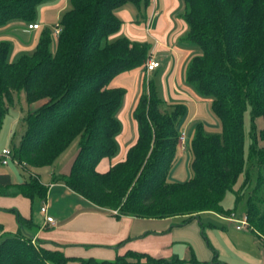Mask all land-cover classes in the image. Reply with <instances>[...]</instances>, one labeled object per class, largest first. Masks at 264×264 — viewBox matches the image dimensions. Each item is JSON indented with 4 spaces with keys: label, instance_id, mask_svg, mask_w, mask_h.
<instances>
[{
    "label": "trees",
    "instance_id": "16d2710c",
    "mask_svg": "<svg viewBox=\"0 0 264 264\" xmlns=\"http://www.w3.org/2000/svg\"><path fill=\"white\" fill-rule=\"evenodd\" d=\"M45 1L0 0V27L33 22ZM144 1L70 0L59 35L43 28L34 49L14 61L9 59L11 43L1 40L0 131L8 106L23 92L29 106L37 104L25 115V131L12 148L25 168L52 165L79 137L69 172L57 179L91 204L116 211L115 217L186 216L188 221L205 211L230 215L235 209L222 202L231 192L235 204L245 201L250 231L264 240V0H182L187 31L181 40L199 51L186 65L185 81L210 100L220 124L219 133L201 122L193 126L188 180L170 178L187 108L164 100L151 79L132 112L135 143L124 160L106 172L96 170L102 158L118 151L117 114L125 90L109 83L150 57L146 42L113 37L122 23L117 11ZM11 184L9 174L0 173V193ZM16 186L15 193L31 199H44L47 191L32 175ZM18 222L23 226L26 220L18 216ZM140 258L151 264H222L217 257L164 259L132 251L113 261L75 259L34 243L23 232H4L0 225V264H133Z\"/></svg>",
    "mask_w": 264,
    "mask_h": 264
},
{
    "label": "crops",
    "instance_id": "0c3cea01",
    "mask_svg": "<svg viewBox=\"0 0 264 264\" xmlns=\"http://www.w3.org/2000/svg\"><path fill=\"white\" fill-rule=\"evenodd\" d=\"M69 7L70 0L43 2L31 22L39 24L40 30H28V23L18 20L0 27V41L11 43L9 59L14 61L22 53L31 52L40 31L45 27L52 30ZM183 12L182 0H146L140 5L126 3L118 9L117 15L122 23L113 37L126 35L146 42L150 46L149 59L158 61L160 65L147 71L144 63L119 73L110 81L109 87L125 90L117 114L121 130L116 136L117 153L113 157L102 158L96 166L98 172H106L111 165L124 160L128 148L135 143L138 129L132 112L147 80H155L164 100L186 106L187 115L181 125V129L188 133L185 145H189L196 123L201 122L205 127L218 123L211 118L210 100L198 95L185 81L186 65L199 51L181 40L187 31ZM36 105L31 104L29 109ZM257 124L261 126L260 118ZM179 147L183 148L178 144L177 150ZM77 148L78 144L69 145L50 166L23 167L29 176H34L47 187L44 199H31L15 193L16 185L29 176L21 178L14 170L0 171L9 174L12 183L1 188L4 192L0 193V225L4 232H23L34 243L60 250L65 256L75 259L113 261L116 256L132 251L153 258L178 256L188 259L194 255L201 261L217 257L222 264H264V240L250 230L236 229L235 223L223 214L205 211L188 221H184L186 216L115 217L109 209L91 204L57 179L58 175L69 172ZM237 188L238 185L235 186ZM43 205H46V214L53 217L54 224L45 222V216L40 211ZM222 205L226 208L224 199ZM18 216L26 220L23 226H20ZM66 264H77V261L70 260ZM133 264L148 263L141 261Z\"/></svg>",
    "mask_w": 264,
    "mask_h": 264
},
{
    "label": "rangeland",
    "instance_id": "374dc122",
    "mask_svg": "<svg viewBox=\"0 0 264 264\" xmlns=\"http://www.w3.org/2000/svg\"><path fill=\"white\" fill-rule=\"evenodd\" d=\"M38 13V9H37ZM53 18L52 16L50 17ZM14 105L8 106L4 122L0 131V151L3 148L12 149L14 145L17 144L19 137L25 131V115L29 111V105L25 100V96L23 92L18 94V98L15 95ZM211 118H214L216 121L218 120L215 115L210 111ZM249 113L245 114L246 119V129H248L249 122ZM206 129L210 132H220V124L219 121L216 125L206 126ZM79 141V137H76L70 144V146H77ZM183 148L179 147L176 150V160L170 172V178L174 181L184 182L189 178V163H190V155L188 151V144L182 145ZM25 167V166H23ZM23 167L17 166L14 164H10L9 166H0V171L5 170H14L19 177H28L29 174L26 172ZM23 175V176H22ZM238 185V184H237ZM245 201L240 199L235 204L234 195L231 192L226 193L224 197V206L228 209H235L236 217L241 218V215L244 214L245 209ZM130 259V257H129ZM149 263L146 258H140L139 262Z\"/></svg>",
    "mask_w": 264,
    "mask_h": 264
},
{
    "label": "built area",
    "instance_id": "2783aa9c",
    "mask_svg": "<svg viewBox=\"0 0 264 264\" xmlns=\"http://www.w3.org/2000/svg\"><path fill=\"white\" fill-rule=\"evenodd\" d=\"M26 29L28 30H39L40 29V25L39 24H35V23H28L26 25ZM61 31V25L60 23H56L53 28H52V32L53 35L55 37H57L59 35ZM159 62L155 61L153 59H147L145 62V69L147 71H151L156 69L159 66ZM188 139V133L186 132L185 129H180V134L178 137V144L180 145H185ZM9 164H14L17 166H24V163H20L19 161H17V159L15 158L12 149H8V148H3L0 151V165L2 166H8ZM46 205H43L40 208L41 213L45 216V222L49 223V224H54V219L51 216H48L46 214ZM113 213H116V211H113ZM227 219L233 223H235V227L238 230H250V227L248 226V220L245 214L241 215V218L236 217L235 212H232L230 215L227 216ZM34 242V241H33Z\"/></svg>",
    "mask_w": 264,
    "mask_h": 264
}]
</instances>
